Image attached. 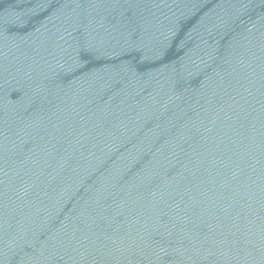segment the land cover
<instances>
[{"label":"water","instance_id":"1","mask_svg":"<svg viewBox=\"0 0 264 264\" xmlns=\"http://www.w3.org/2000/svg\"><path fill=\"white\" fill-rule=\"evenodd\" d=\"M0 264H264V0H0Z\"/></svg>","mask_w":264,"mask_h":264}]
</instances>
